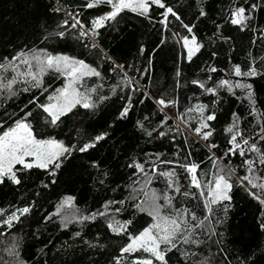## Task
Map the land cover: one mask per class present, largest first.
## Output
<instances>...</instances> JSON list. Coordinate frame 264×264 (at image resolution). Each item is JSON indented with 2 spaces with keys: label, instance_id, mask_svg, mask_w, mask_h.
<instances>
[{
  "label": "trees",
  "instance_id": "obj_1",
  "mask_svg": "<svg viewBox=\"0 0 264 264\" xmlns=\"http://www.w3.org/2000/svg\"><path fill=\"white\" fill-rule=\"evenodd\" d=\"M54 1L84 27L63 24L66 15L52 10L53 0H0V63L33 49L83 60L100 72L99 77H85L80 89H95L91 95L96 106L77 105L53 126L46 123L50 117L42 108L30 101L48 103V96L64 86L63 76L49 72L39 88L17 78L15 95L0 88V132L31 112L28 122L38 139L76 146L61 158L59 168L17 165L20 183L7 178L0 183V264H115L121 247L129 242L127 233L138 234L152 222L141 210L145 192L157 197L167 193L173 197L171 206L165 207L170 214L186 208L202 220L206 213L200 190L189 187L188 173L179 166L183 164H196V174L205 183L218 171L230 173L231 201L224 202L227 212L223 205L217 206L210 225L205 221L204 228L193 229L192 240L198 244L177 240L166 257L169 264H264V205L249 195L257 189L241 179L251 175L245 159L254 161V174L262 179L264 164L257 152L246 151L243 157L228 153L232 133L227 131L235 121L234 132L239 130L264 152V0H163L179 20L170 14L162 23L164 9L154 5L147 15L125 9L96 29V35L91 31L92 21L111 11L110 5L87 8L90 0ZM239 7L246 9L248 19L234 25L231 14ZM185 24L193 26L192 33ZM81 30L96 44L87 46ZM60 32L62 37L57 35ZM192 35L200 47L189 60L182 38ZM13 63L15 69H0V83L26 70L19 61ZM236 66L243 72L255 69L257 74L238 77ZM222 80L251 84V100L246 89L219 87ZM206 88H214L215 93ZM129 96L132 106L121 118ZM155 98L174 103L161 110ZM197 106H204L205 117L215 115L207 121L212 131L207 140L194 131L202 120ZM176 118L187 132L175 125ZM98 135L104 139L96 141ZM85 143L95 146L81 153L79 148ZM135 164L143 165L144 171H138ZM170 170L175 171L172 179L179 184V193L168 188V177L159 175ZM185 192L189 195L184 196ZM158 199L163 206L164 200ZM25 207L29 211L17 212L19 219L11 227L2 222ZM108 217L121 223L131 221L127 233H113ZM125 257L121 264L148 254Z\"/></svg>",
  "mask_w": 264,
  "mask_h": 264
},
{
  "label": "snow or ice",
  "instance_id": "obj_2",
  "mask_svg": "<svg viewBox=\"0 0 264 264\" xmlns=\"http://www.w3.org/2000/svg\"><path fill=\"white\" fill-rule=\"evenodd\" d=\"M100 4H107L111 6V11L105 15L96 18L92 21V34L96 35V29L102 27L105 21L114 20L117 15L125 9L131 10L138 13L139 15H147L151 6H156L164 9L161 13L164 20L161 21L164 23L167 21L168 16L171 14L176 17L177 20L180 17L177 13L171 8L166 6L163 0H90L86 4L87 8H93ZM255 7V5H253ZM59 11V9H56ZM246 9L244 7L236 8L232 11L231 23L234 25H241L244 23L248 17L245 16ZM205 13L201 10V15ZM68 21H64V24L67 25ZM83 28L79 20H76V23L72 24L71 27L75 28L77 26ZM188 33H192L193 26L187 24L183 25ZM57 35L63 36L64 33L60 32ZM81 36L88 35V32L81 31ZM183 44L187 49L188 59L191 60L192 56L199 50L200 45L197 43L196 37L194 35L189 39L188 36L182 38ZM163 43V41H162ZM143 52V48L141 49ZM7 63H0V69H7L9 67L16 68L14 61H19L21 64L26 65V70L24 72H18V76L13 77L11 80H8L6 83H0V88H6L10 90L12 95H15L13 91V85L17 82V78L25 80L32 87H41L43 81L42 77L49 72H55L63 76L66 80L62 88L56 89L55 93L48 96V103L39 104L35 99L30 101V103H37V107L42 108L44 113L50 117V120H46V123H50L53 126H56L60 118L75 108L77 105L82 106L83 108H93L95 103L93 102L91 93L95 89H88L86 91H80L83 87L82 81L85 77L90 76H100V72L96 68L85 63L83 60H79L73 57H69L63 54H52L47 52L44 49H33L28 52H20L13 56L11 59L4 58ZM118 67H123L118 66ZM211 71H216V69H211ZM256 70L249 69L247 72H243L239 66L235 67V75L238 77L245 76H255ZM179 75V73H177ZM125 82L131 86L132 81L125 74ZM193 83L198 84L199 87L205 88L204 84L199 83L198 81H193ZM229 86L246 89L249 99L252 98V85L235 83L230 84L228 80H222L219 83V87ZM28 89L26 88L25 91ZM135 90V89H133ZM208 93H215L214 88H206ZM99 99H105V97H100ZM128 103L123 107L120 117L123 118L127 116L131 108V99L129 96ZM157 103L163 107H167L168 104L174 103L173 101H165L163 99L157 101ZM193 109H188L192 111ZM200 112L202 117L201 124L194 131L197 135L201 136L202 139L207 140L209 136L212 135L207 121H212L215 119L214 114H208L204 116V106H197V109ZM31 116V112H25L24 116L16 119L11 127L6 128L4 131L0 132V183H3L4 179L7 178L13 183L19 184L20 180L17 178L16 169L17 165H20L22 169H31L33 167L47 169L49 165H52L54 168L60 167L61 158L66 155H70L75 145L69 147L64 144L63 141H58L55 139H38L33 131V126L28 122V118ZM264 118V117H262ZM3 127V125H0ZM236 128V122L234 121L232 126H230L227 131L232 133L229 144L231 145L228 149V153L235 155L237 152L240 156H245L246 151L248 152H257L260 153V163L264 164V152L261 151L256 145L255 142L249 141V139L243 138L242 133L239 130L234 132ZM208 129V131H204ZM161 136L164 133H160ZM238 137H241L238 140ZM104 139L103 135H98L95 137L96 141ZM264 139V137H261ZM94 143H85L82 147L79 148L81 153L87 152L90 148L94 147ZM212 147H216L212 145ZM166 163H173L172 161H167ZM215 163V162H214ZM244 164L247 165L248 171L251 174L250 176H244L241 179L247 181V184L253 188L257 189V192H249V195L253 196L254 199H257L261 205H264V179L257 177L254 174L253 166L254 161L249 159L244 160ZM183 167L185 171L190 176L189 187H194L199 191V196L204 203V218L201 220L194 212H190L188 209H177L174 214L165 213L162 211L164 207H170L172 204L173 197L165 193L162 197H157L153 193L150 200V211L149 216L152 218V223L143 228L138 234L127 233L128 225L131 221L126 223H121L120 221L113 220L109 223L108 227L110 230L119 235L127 233L129 242L121 247L120 255L115 258V264H121V262L126 258L125 254L128 256H133L137 252L147 253L148 257H135L131 264H154V262H159V264H169L167 254L176 248L177 240L180 239L184 243H196L199 241L192 240L193 229L204 228L205 221L210 225L212 223V218L216 216L217 206L223 205L224 212L228 211V206L224 205L225 201H231V196L229 195L232 184L229 183L230 173L223 174L222 172H217L214 175V179L208 180L206 183L203 182L197 176V165L196 164H183L179 165ZM135 167L138 171L143 172L144 166L141 164H135ZM14 169H16L14 171ZM155 171V168L153 169ZM159 175L169 178L168 188L179 193L180 188L179 184L172 179L175 177V171L170 170L167 172H160ZM257 180H261L260 183H257ZM184 196H188L189 193H183ZM158 198L164 200V205H159L156 203ZM70 202V198L66 203ZM29 209L27 207L23 209H17L16 211L11 212L8 215L7 219H4L2 222L9 227H11L14 220H18L17 212L21 215L27 213ZM119 211V210H117ZM3 215V210L0 209V216ZM103 215V213H100ZM191 217L187 219L186 217ZM87 219V217H84ZM219 222V220H217ZM261 228H264V220L261 222ZM211 231V229H209ZM212 234H215L212 232ZM11 251V250H10ZM203 264V262H202Z\"/></svg>",
  "mask_w": 264,
  "mask_h": 264
},
{
  "label": "rangeland",
  "instance_id": "obj_3",
  "mask_svg": "<svg viewBox=\"0 0 264 264\" xmlns=\"http://www.w3.org/2000/svg\"><path fill=\"white\" fill-rule=\"evenodd\" d=\"M140 89H141V87H140ZM154 100V102L157 104V106L161 109V110H165V108L166 107H163V106H161V105H159L158 103H157V101H159V100H161V98H155V99H153ZM174 123H175V125H177V126H179L182 130H184V131H186V129L182 126V124L179 122V119L178 118H176V120L174 121ZM187 132V131H186ZM188 177H189V179H190V176H189V174H188ZM144 197H145V199H146V204H145V206H142L141 207V210H142V212H145V213H149V211H150V200H151V197H152V194H150V193H144ZM159 199H157L156 200V203L157 204H159V205H161L160 203H159ZM170 209H168V208H163L162 209V211L163 212H165V213H169L170 214V211H169ZM149 215V214H148ZM68 215L67 216H64V220H66V219H68ZM108 219L112 222L113 220H116L115 218H111V217H108ZM70 221H72V220H70ZM152 223V222H151Z\"/></svg>",
  "mask_w": 264,
  "mask_h": 264
},
{
  "label": "built area",
  "instance_id": "obj_4",
  "mask_svg": "<svg viewBox=\"0 0 264 264\" xmlns=\"http://www.w3.org/2000/svg\"><path fill=\"white\" fill-rule=\"evenodd\" d=\"M56 9H59V11H56ZM52 10L55 12V13H63V14H65L66 15V17H64L62 20H61V22L64 24V21H68V23H72V24H74V23H76V20L77 19H75L73 16H70L69 14H68V12L65 10V9H63V7L61 6V4L59 3V2H56V1H54L53 0V6H52ZM81 31H83V30H81ZM81 31H80V33H81ZM81 36V35H80ZM81 38H83V40H84V42H85V44L87 45V46H90V45H93V44H96V42L90 37V36H88V35H86V36H81ZM142 89V88H141Z\"/></svg>",
  "mask_w": 264,
  "mask_h": 264
}]
</instances>
